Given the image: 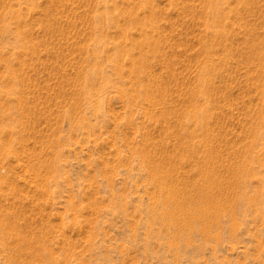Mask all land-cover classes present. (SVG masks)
Masks as SVG:
<instances>
[{
	"label": "rangeland",
	"instance_id": "374dc122",
	"mask_svg": "<svg viewBox=\"0 0 264 264\" xmlns=\"http://www.w3.org/2000/svg\"><path fill=\"white\" fill-rule=\"evenodd\" d=\"M0 264H264V0H0Z\"/></svg>",
	"mask_w": 264,
	"mask_h": 264
}]
</instances>
